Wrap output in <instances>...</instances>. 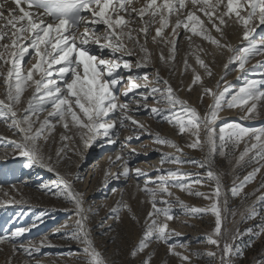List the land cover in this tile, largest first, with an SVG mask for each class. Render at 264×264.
Here are the masks:
<instances>
[{"label":"snow or ice","instance_id":"6c2138e0","mask_svg":"<svg viewBox=\"0 0 264 264\" xmlns=\"http://www.w3.org/2000/svg\"><path fill=\"white\" fill-rule=\"evenodd\" d=\"M140 3L141 0H0V86L5 89L4 98L0 99V122L7 124L16 137L10 143L13 151L23 158L20 163L28 169L43 168L55 177L51 183H42L39 188L68 205L65 211L71 215L72 222L62 227L71 231L61 238L81 246L79 251L70 253L79 264H109V261L94 244L89 227L98 211L94 213L91 206L85 207L84 194L75 188V183L82 178L73 176L70 170L60 171V166L71 161L67 142L76 143L79 138V145L71 149L72 155L79 156L83 154L79 150L81 145L88 149L97 142L101 146L116 144L120 130L131 132L121 143V148L131 147L132 141L148 136L152 143L160 146L155 150L161 153V167L155 169L154 177L143 169L130 167L129 158L140 155L136 148H131L127 155L118 153L115 160L110 157L112 166L119 162L120 171L112 173L109 169L104 173L105 187L110 180L135 179L136 187L144 197L141 203L150 205L143 224H140L133 208L124 200L123 190L112 189L113 195L120 193V199L111 209L109 218L121 223V213L126 212L141 227V237L130 250V257L139 260V264H152L153 253L148 249L157 244L167 246L168 254L176 257L180 264H191V255L176 251L178 247H186L184 244L169 243L173 236L179 235L169 228V222L176 218L174 204L169 199L174 196L171 189L175 188L209 202L204 207H192L175 197L184 215L195 218L210 214L214 218V227L207 236V242L214 250L194 255L197 258L206 256L213 264L217 260L219 264H235L234 258L244 255L237 241L245 235L252 239L264 237V219L254 227L243 232L237 229L226 237L223 213L228 206L229 194L213 164L219 156L234 161V172L252 166L246 175L235 176L229 190L232 197L242 200H247L250 195L245 191L248 185L264 174V126L244 127L227 121L222 115L226 110H239L241 120H252L261 115L264 62L247 69L259 73L260 79H245L243 85L229 95L231 85L225 84L221 88L218 81L213 88L203 83L204 77L211 78L213 71L201 58L200 53L205 49L193 38L206 41L221 52L228 51L225 70L235 64L239 71H246L251 58L264 55V38L259 41L254 38L258 28L264 30V0H145L137 7ZM227 28L241 33L243 46L221 43ZM213 30L219 38L212 35ZM181 39L188 46L183 58V73L191 72L187 90L192 92L198 86L201 104L205 98L210 101L203 111L180 98L169 81L160 76L159 68L155 80L147 72L142 76L132 74L133 63L137 70L153 66L154 53L148 47L149 42L159 50V63L175 73ZM89 45H95L101 54L93 52ZM165 48L168 49L167 56ZM135 55L140 57L135 62L126 59ZM26 56L29 62L35 60L31 67L25 66ZM189 57L194 64L189 62ZM30 88L32 93L27 106L18 115V106ZM129 93L139 96L135 107L129 100L121 101V96L128 97ZM150 102L156 106L149 108ZM45 112L47 116L41 120ZM140 113L170 125L184 140L183 146L153 132L149 125L136 118ZM57 125L62 126L64 132L60 135L61 147L53 153L50 146L54 143L52 133ZM164 147L173 149L175 154L164 153L161 150ZM185 148L205 153L204 160L181 159ZM189 163L206 171H182ZM166 164L175 167L164 168ZM141 177H144L143 186L139 183ZM197 186H207L210 191H201ZM255 191H264V180ZM256 199L264 205V195ZM5 203L23 204L26 201L11 198L0 201V206ZM232 215L235 217L236 213ZM261 216L262 212L253 204L243 219L247 222ZM112 230L109 226V231ZM29 231L30 228L17 227L0 235V245L10 244L13 258L22 254L26 264H31L32 260L40 264V250L52 245L47 239L25 243L20 238ZM8 264H12L11 259Z\"/></svg>","mask_w":264,"mask_h":264},{"label":"rangeland","instance_id":"374dc122","mask_svg":"<svg viewBox=\"0 0 264 264\" xmlns=\"http://www.w3.org/2000/svg\"><path fill=\"white\" fill-rule=\"evenodd\" d=\"M144 2L145 0H141L140 5H137V7L141 6ZM96 27L102 28L103 26L99 25ZM233 31L237 30L227 28L225 40L221 41V43L232 44L234 39L232 36ZM212 35L219 38L214 30L212 31ZM254 38L257 41L264 38V30L258 28ZM193 39L205 49L204 52L200 53L201 58L209 64L213 71L211 78L204 77L203 83L205 85L214 88L218 81L221 82V88L225 84L231 85L230 95L243 85L245 79L261 78L259 73H245L247 69H251L257 63L264 62V55H257L251 58L244 72L239 71L235 64L230 65L225 70L223 66L230 55L228 51L223 50L221 52L206 41L195 37ZM239 46H243L241 42ZM89 47L98 55L101 54L95 45H89ZM148 47L154 53L153 66L137 70L135 63H133L132 74L142 76L147 72L149 77L155 80V72L159 68L160 76L169 81L172 87L177 90L180 98L185 99L189 104L203 111L210 101L205 98L203 104H201L198 99L201 89L198 86L192 92L187 90L191 81V72L183 73V58L188 52L187 42L181 39L179 43V51L174 65L175 73H172L167 67L159 63V50L155 45L149 42ZM164 53L167 56V48L164 49ZM104 54L106 55V53ZM139 58V55H135L133 57H127L126 59H131L135 62ZM189 62L194 64L192 57H189ZM24 63L26 67H31V63H35V60L29 62V57L26 56ZM222 77L224 78L223 81H221ZM261 87L264 88V86ZM181 88L183 90H180ZM4 91L5 89L0 86V99L4 98ZM121 91H124V89L121 88ZM31 93V88L25 92L22 98L23 103L18 106V115H21L23 108L27 106V100ZM137 99H139V96L133 93H129L128 97L121 96V101H131L132 107H135V100ZM153 106L156 105L150 102L149 108ZM260 112L261 115L252 120H241L239 110H226L222 115L229 122H236L244 127L258 128L264 126V105L260 107ZM45 116H47L46 112L41 115L40 119L42 120ZM136 118L142 123L149 125L153 132H159L162 136L173 139L183 146L184 140L178 137L175 134V130L167 123L158 122V118L149 119L144 113H140ZM63 132L64 129L62 126L57 125L52 133L54 143L51 144L50 150L53 153L61 147L60 135ZM129 135H131L130 131L120 130L118 141L114 145L106 144L101 146L97 142L88 149H83L81 145L79 150L83 154L79 156L72 155L71 152V149L79 145V138L77 137L76 143L68 141V155L71 157V161L70 164L66 163L60 166L61 172L70 170L73 176L79 175L82 178L75 183V188L84 194V199L87 201L85 207L91 206L94 213L98 211V215L92 217L89 227L92 229L94 244L108 259L109 264H139V260H133L129 253L133 245L137 244L141 237L140 224H143L145 214L150 210V205L141 203L144 197L138 191L136 187L137 181L135 179L128 181H125L123 178L120 180H110L105 187V171L109 169L112 173L120 171L119 162H117L116 166H112L109 158L111 157L112 160H115V156L118 153L127 155L131 151V148H136V151L140 155H134L129 158L130 167L143 169L153 177L156 175L155 169L161 167V153L155 150L160 146L152 143L151 138L148 136H143L140 141H132L131 147L121 148V143ZM13 139H16V137L13 135L12 130L9 129L7 124L0 122V201H9L11 198H14L16 200L23 199L26 203H5L4 206H0V235L8 234L17 227L30 228V231L24 237L20 238L21 240L27 243L29 240L39 242L42 239H47L52 245V247H45L40 250L38 256L40 264H79V260L70 253L79 251L81 246L70 239L61 238L65 232L71 231V229L62 227L65 223L72 222L71 215L65 211L68 205L62 199L54 198L39 188V185L42 183H51L55 177L43 168L34 167L28 169L24 167L20 163L23 158L19 157L12 149L10 141ZM242 149L243 144L240 147V150ZM161 150L164 153L175 154L174 150L168 147H164ZM204 156L205 153L198 150L185 148L184 155L181 159L202 161L204 160ZM232 163L234 161L230 162L217 156L213 164V169L221 176L224 189L229 194L228 206L223 213L226 217L224 220L226 237H230L237 229L243 232L247 228L254 227L260 223L261 219H264V205L259 204L256 199L257 196L264 195V191H255L261 183V180H264V174L257 177L256 181L249 184L245 189L250 194L247 200L234 198L231 196L229 190L232 187L235 176L240 175L242 177L246 175L247 172L251 171L252 166L241 167L234 172ZM163 167L174 168L175 166L166 164ZM182 171L204 172L206 169H200L189 163L182 168ZM139 183L143 186L144 177L140 178ZM197 187L201 191H210V188L207 186L202 188ZM112 189L123 190L124 200L131 205L140 220V224L132 221L126 212L121 213V223H116L113 219L109 218L111 209L116 207V202L120 199V193L117 192L113 195ZM171 191L174 193V196L169 199L174 204L173 211L176 213V218L169 222V228L179 235L173 236L169 243L184 244L186 247H178L176 251L191 255V264H213L206 256L197 258L194 254L197 252L203 254L208 250H214L213 246L207 242V236L211 234L214 227V218L210 214L189 218L183 214L179 205L176 204L175 197H179L181 201L192 207H204L209 202L195 196H190L185 192H181L179 189L173 188ZM5 193L8 195L6 196ZM253 193L255 195H252ZM253 204H256L257 210L262 212V216L256 220L245 222L243 215ZM232 213H236L235 217H233ZM109 226H112L114 230L109 231ZM237 243L243 249L244 255L243 257L236 256L234 258L235 264H260L261 261H264V237L252 239L245 235ZM249 244H251L250 247L248 246ZM148 251L153 253L152 264H180V261L176 257L168 254L167 246L165 245L153 244ZM10 259L12 264H26L25 257L22 254H16L13 258L10 244L0 245V264H8ZM31 264H36V261L32 260ZM214 264H219L218 260Z\"/></svg>","mask_w":264,"mask_h":264},{"label":"bare ground","instance_id":"6f19581e","mask_svg":"<svg viewBox=\"0 0 264 264\" xmlns=\"http://www.w3.org/2000/svg\"><path fill=\"white\" fill-rule=\"evenodd\" d=\"M8 6L11 7V5H8ZM97 26H99V25H97ZM240 34L241 33L238 30L232 32V36H233L234 39H233V43L231 45L233 47H238L239 46V44L241 42V40L239 39L240 38ZM251 73H253V72L247 71L245 74H251Z\"/></svg>","mask_w":264,"mask_h":264}]
</instances>
